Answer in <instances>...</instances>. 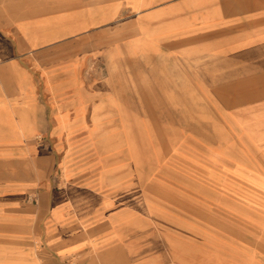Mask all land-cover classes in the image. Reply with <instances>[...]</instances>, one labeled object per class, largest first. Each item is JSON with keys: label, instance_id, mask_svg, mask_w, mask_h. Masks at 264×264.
I'll list each match as a JSON object with an SVG mask.
<instances>
[{"label": "crops", "instance_id": "1", "mask_svg": "<svg viewBox=\"0 0 264 264\" xmlns=\"http://www.w3.org/2000/svg\"><path fill=\"white\" fill-rule=\"evenodd\" d=\"M24 4L0 13V173L16 184L11 187L16 202L25 204L26 196L33 194L40 212L45 208L51 226L45 237L51 252L68 256L88 247L82 237L57 230L68 204L76 201L75 192L87 191L74 183L68 157L62 160V189L50 185L51 167L45 159L51 155L36 146L39 136L58 142L85 129L94 141L133 136L147 127L166 130L168 136L194 134L196 139L190 142L217 144L225 152L239 145L246 153L261 154L247 158L264 159V0H29ZM140 62L177 66V70L162 67L164 72L153 78L159 81L155 87L173 90V95L153 94L152 99L187 104L194 112L189 122L187 109L180 107L176 114H139L133 94L119 93L102 82L100 65ZM188 86L195 92L193 99L183 95ZM171 110L178 111L166 106L147 109ZM206 152L216 153L212 147ZM112 203L117 207L119 199ZM40 212L26 207L17 225L20 236L14 237L36 234L45 221ZM109 258L101 253L102 264Z\"/></svg>", "mask_w": 264, "mask_h": 264}, {"label": "rangeland", "instance_id": "2", "mask_svg": "<svg viewBox=\"0 0 264 264\" xmlns=\"http://www.w3.org/2000/svg\"><path fill=\"white\" fill-rule=\"evenodd\" d=\"M25 1L29 0H0V13ZM100 66L105 86L133 94L139 114L160 116L187 109V104L152 99L173 95V90L155 87L159 81L153 78L157 72L177 70L175 65ZM183 95L193 99L195 92L188 86ZM154 106L181 110L147 111ZM186 112L187 118L194 114ZM151 130L141 127L133 136L94 141L85 129L58 142L44 135L36 138L41 152L51 155L45 159L51 167L50 185L62 189V160L68 157L74 183L87 191L75 192L76 201L68 204L57 230L82 237L88 247L68 256L51 252L45 208L40 212L33 194L26 196L25 204L16 202L11 188L16 184L1 172L0 264H102V252L110 257L107 264H264V159L247 158L261 154L246 153L239 145L225 152L217 144L190 142L194 134L177 137L163 129ZM207 147L216 153L206 152ZM114 199H119L117 207ZM26 207L38 210L45 221L36 234L16 238Z\"/></svg>", "mask_w": 264, "mask_h": 264}]
</instances>
